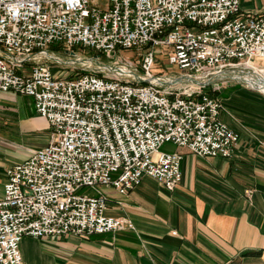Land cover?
<instances>
[{"label": "built area", "instance_id": "built-area-1", "mask_svg": "<svg viewBox=\"0 0 264 264\" xmlns=\"http://www.w3.org/2000/svg\"><path fill=\"white\" fill-rule=\"evenodd\" d=\"M93 1L0 0V91L33 97L52 130L45 147L8 168L0 264H23L27 236L134 229L130 220L107 215L105 196L77 192L105 186L127 194L145 176L174 191L183 181L184 156L160 151L166 144L201 157L234 155L240 134L221 120L222 102L206 88L164 85L170 77L205 80L255 70L264 76L255 64L264 61V12L242 14L240 0ZM51 47L88 48L109 58L140 51L137 62L123 65L148 81L57 75L41 60ZM157 48L167 50V65L180 74H154Z\"/></svg>", "mask_w": 264, "mask_h": 264}, {"label": "crops", "instance_id": "crops-1", "mask_svg": "<svg viewBox=\"0 0 264 264\" xmlns=\"http://www.w3.org/2000/svg\"><path fill=\"white\" fill-rule=\"evenodd\" d=\"M240 3L242 14L264 12V0ZM244 83L251 87L226 81L206 90L222 102L221 120L240 134L231 158L173 145L172 153L184 156L183 181L174 191L150 176L127 194L105 186L94 191L108 199V216L126 218L134 229L27 236L23 264H264V93ZM51 133L33 97L0 91V198L8 168L45 147Z\"/></svg>", "mask_w": 264, "mask_h": 264}, {"label": "rangeland", "instance_id": "rangeland-1", "mask_svg": "<svg viewBox=\"0 0 264 264\" xmlns=\"http://www.w3.org/2000/svg\"><path fill=\"white\" fill-rule=\"evenodd\" d=\"M104 1L105 0H94L93 4L98 6L100 4H103ZM157 49H159L158 51L161 52V56H159V54H158V66H159V68L156 71H154V74H157V76H163L166 74H180V72L177 71V69L169 68V66L167 65V55H166L167 50L163 49V48H161V49L157 48ZM48 51H50V53L53 54V55H50V57H52V58H57L59 60H62V61L64 60L66 62H69L70 60H72L71 61L72 63H67V64H61V63H58L57 61H54L52 59L44 60L43 62L52 66V68L56 74L59 72H62L61 73L62 75H75V74H82L84 72H87V73H97V74L107 76V77L112 75V74L108 73L105 69L96 68L95 66H93L91 64V62L89 60H86V61L82 60V59L93 58L97 55L101 56L100 53L94 52L91 49L80 47V48H74L72 50H66L63 47H51L50 49H48ZM71 52L75 53V56L71 55ZM54 55H56V56H54ZM118 57L121 58L120 60H122L123 63L119 62L120 60L118 59ZM140 58H141V52L140 51L138 52V51L132 49V50H120L119 55L115 56V58H112V57L109 58L107 56L102 55L100 58V61L104 65H110V66H114V67L117 66L118 68L121 69L122 72L129 73L130 68L124 66L123 64L127 63L126 60L132 61L135 63ZM76 59H78V61H76ZM257 62L259 63L260 66H264V61H260V62L257 61ZM260 68L264 69V67H260ZM255 71H257V70H255ZM234 73L232 76H230V78L236 79V80L238 79L237 76H239V75H241V76L246 75L247 77H250V78H252V77H256V78L264 77V76L260 75L259 73L258 74L254 73V71H252V72L236 71ZM232 79L227 80V81L229 83H237L235 80H232ZM237 81H241V80L238 79ZM241 82L244 83L243 81H241ZM245 85H247V84H245ZM238 86H242V85L238 84ZM247 86L251 87L249 85H247ZM209 88H213V87H209ZM160 151L172 152L173 151V145L166 144L160 149ZM118 176H119V173H113L112 174L113 179H116ZM94 191L95 190L93 188L84 187V188L78 190L77 194L78 195L93 196Z\"/></svg>", "mask_w": 264, "mask_h": 264}, {"label": "water", "instance_id": "water-1", "mask_svg": "<svg viewBox=\"0 0 264 264\" xmlns=\"http://www.w3.org/2000/svg\"><path fill=\"white\" fill-rule=\"evenodd\" d=\"M50 55H53L50 53V51L45 52V54L43 56H41V60L52 59V60L57 61L58 63H61V64L72 63L71 62L72 60H70L69 62H66L64 60L62 61V60H59L57 58H52V57H50ZM71 55L75 56V53L71 52ZM54 56H56V55H54ZM100 58H101V56L97 55L93 58L82 59V60L83 61L89 60L93 66H95L96 68H99V69H105L108 73L115 74V75L124 74V72H122L121 69L118 68L117 66L114 67V66H110V65H104L100 61ZM76 61H78V59H76ZM233 73L234 72L228 71L222 75L212 77L209 79H205V80L196 79V78L186 76V75H178L175 77H170V80L163 82V84L167 85V86L194 85V86H198V87H202V88L213 87L215 85L222 86L224 82L232 79L229 77L232 76ZM125 74H128L130 77L136 78L138 81H141V82L148 81L147 79L140 78V76L138 74H136L135 72H133L131 69H129V73H125ZM232 80H235L236 82H238L240 84H244L241 81H237L236 79H232Z\"/></svg>", "mask_w": 264, "mask_h": 264}, {"label": "bare ground", "instance_id": "bare-ground-1", "mask_svg": "<svg viewBox=\"0 0 264 264\" xmlns=\"http://www.w3.org/2000/svg\"><path fill=\"white\" fill-rule=\"evenodd\" d=\"M254 73H257V71H254ZM235 74V73H234ZM237 74V73H236ZM123 76H128V74H122ZM230 78V77H229ZM238 79H240L243 82H247L250 85H252L255 89L260 90L262 92H264V77L261 78H256V77H247L246 75H239L237 76ZM237 79V80H238Z\"/></svg>", "mask_w": 264, "mask_h": 264}, {"label": "trees", "instance_id": "trees-1", "mask_svg": "<svg viewBox=\"0 0 264 264\" xmlns=\"http://www.w3.org/2000/svg\"><path fill=\"white\" fill-rule=\"evenodd\" d=\"M207 89V88H206Z\"/></svg>", "mask_w": 264, "mask_h": 264}]
</instances>
